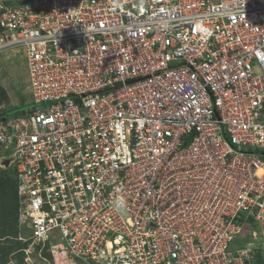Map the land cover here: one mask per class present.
Wrapping results in <instances>:
<instances>
[{
  "label": "built area",
  "instance_id": "2783aa9c",
  "mask_svg": "<svg viewBox=\"0 0 264 264\" xmlns=\"http://www.w3.org/2000/svg\"><path fill=\"white\" fill-rule=\"evenodd\" d=\"M9 53L24 264H264V0H0Z\"/></svg>",
  "mask_w": 264,
  "mask_h": 264
},
{
  "label": "rangeland",
  "instance_id": "374dc122",
  "mask_svg": "<svg viewBox=\"0 0 264 264\" xmlns=\"http://www.w3.org/2000/svg\"><path fill=\"white\" fill-rule=\"evenodd\" d=\"M13 54L14 53L5 54L1 58L2 61L0 65L1 90L4 92L2 99L8 103L9 110L6 115L10 118L19 115L22 107L31 106L34 103L32 95H30L26 89L29 79L27 62L24 58L19 56L14 57ZM14 195L11 179L0 177V264H24L22 258L24 254L20 252V250L28 248V245L18 241L21 245L13 252L14 254L6 255L8 254V248L11 247L10 245L15 246L13 243V240L16 239L14 238L15 233L17 232L19 234L18 218L16 224L13 220L14 217L17 216ZM107 225L109 226V223H107ZM116 233L118 234L119 232ZM117 234H115V236ZM254 236L255 234L250 233L245 236L244 228V232L236 237V245L241 244L240 240L242 238L245 245L247 243H255ZM18 243H16V246ZM36 250H38V248ZM19 255H21L20 258H18ZM34 255L37 257V252H35ZM250 258V256L243 254L242 259L236 261V264H251L249 262ZM18 259L22 260V262L18 263ZM53 261L54 260H51V262ZM37 263L39 264V259H37Z\"/></svg>",
  "mask_w": 264,
  "mask_h": 264
},
{
  "label": "trees",
  "instance_id": "16d2710c",
  "mask_svg": "<svg viewBox=\"0 0 264 264\" xmlns=\"http://www.w3.org/2000/svg\"><path fill=\"white\" fill-rule=\"evenodd\" d=\"M0 90H1V88H0ZM1 95L3 96L4 95V92L1 90ZM0 177H5V178H9V179H11V181H12V185H13V191H14V193H15V195H14V200H15V202H16V213H17V216H15L14 217V221H15V224H16V221H17V218H18V203H17V192H16V190H17V180H16V173H15V171L13 170V168H9L8 170H1L0 171ZM14 207V208H15ZM15 230V229H14ZM19 232V231H18ZM18 233L16 232L15 233V236H14V238H17L18 237ZM11 238H13V237H11ZM14 242V244H15V246H13V245H10L11 247H9L8 248V254H6V255H12V253L13 252H15L16 251V249L21 245L20 243H18V241L17 240H13ZM16 243H18V245L16 246ZM14 254V253H13ZM21 257V255H19L18 256V258H20ZM23 258V262H24V257H22ZM22 262V260H19L18 259V263H21Z\"/></svg>",
  "mask_w": 264,
  "mask_h": 264
},
{
  "label": "bare ground",
  "instance_id": "6f19581e",
  "mask_svg": "<svg viewBox=\"0 0 264 264\" xmlns=\"http://www.w3.org/2000/svg\"><path fill=\"white\" fill-rule=\"evenodd\" d=\"M4 169H2V168H0L1 170H8L9 168L8 167H6V165H4ZM244 232V228L242 229V232L239 234V235H241L242 233ZM239 235H237V236H239ZM236 236V237H237ZM148 237V236H147ZM235 237V238H236ZM108 247V249H111V246L110 245H108L107 246ZM230 248H231V246H230ZM251 250H255V248L254 247H252V249ZM239 251H242V250H239ZM258 258V254H252V257L249 259V262H254V260L255 259H257ZM60 264H63V262L62 261H60ZM81 264H83V263H81Z\"/></svg>",
  "mask_w": 264,
  "mask_h": 264
},
{
  "label": "water",
  "instance_id": "95a60500",
  "mask_svg": "<svg viewBox=\"0 0 264 264\" xmlns=\"http://www.w3.org/2000/svg\"><path fill=\"white\" fill-rule=\"evenodd\" d=\"M9 164H10V161L9 160L5 161V163H4V165H6V167H8Z\"/></svg>",
  "mask_w": 264,
  "mask_h": 264
},
{
  "label": "clouds",
  "instance_id": "9594fccd",
  "mask_svg": "<svg viewBox=\"0 0 264 264\" xmlns=\"http://www.w3.org/2000/svg\"><path fill=\"white\" fill-rule=\"evenodd\" d=\"M118 204H119V202H118ZM119 206L120 207H123V205L122 204H119ZM248 234V231H247V233H245V236ZM245 243V242H244Z\"/></svg>",
  "mask_w": 264,
  "mask_h": 264
}]
</instances>
